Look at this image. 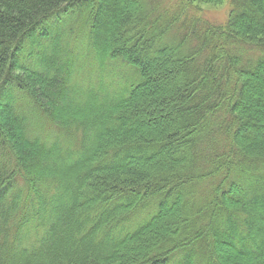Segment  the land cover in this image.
Returning a JSON list of instances; mask_svg holds the SVG:
<instances>
[{"label":"trees","instance_id":"trees-1","mask_svg":"<svg viewBox=\"0 0 264 264\" xmlns=\"http://www.w3.org/2000/svg\"><path fill=\"white\" fill-rule=\"evenodd\" d=\"M228 1L0 0V264H264V0ZM64 15L122 77L70 82Z\"/></svg>","mask_w":264,"mask_h":264},{"label":"rangeland","instance_id":"rangeland-1","mask_svg":"<svg viewBox=\"0 0 264 264\" xmlns=\"http://www.w3.org/2000/svg\"><path fill=\"white\" fill-rule=\"evenodd\" d=\"M183 1L184 0H163V4L166 6L178 7L176 4ZM187 1L186 3H189L190 6V12H188V14H195L214 25L224 24L230 14L231 4L228 0H221L219 2H205L201 0ZM184 8H186V6H184ZM80 24L81 22H79L77 18L65 16L64 19L60 21V25H57L58 29H60L61 25V28L67 26V28L70 29L69 26H73L74 29H70L69 32H64L62 34H60V32L55 33L56 36L60 34L59 37L63 40L65 39V46L69 47V49L74 47L73 49L75 50L73 54H67L66 56L67 58L74 59V67L71 70L70 82L77 87L88 90L90 89V84H93L98 79H103L104 82H108L112 78L122 77L121 71L114 69L112 65L108 66L105 62H100L93 56L94 50L89 42V37L86 30L80 28ZM71 55L74 56L72 57ZM13 96L17 98L16 101L20 103L19 105L22 113L27 117L29 129L34 130L41 138L59 135L52 129L50 122H47L48 117L40 115L39 110L35 108L31 101L22 100L21 97L18 98L16 93ZM83 97L84 95H80L75 100V103L79 104L78 102H80ZM3 161L6 162L8 159L0 149V162ZM9 163L12 164L11 161ZM141 168L144 167L142 166ZM24 232L25 231H23V233Z\"/></svg>","mask_w":264,"mask_h":264}]
</instances>
